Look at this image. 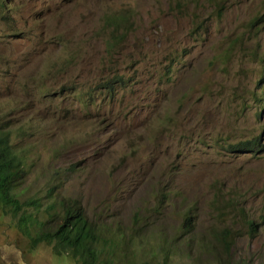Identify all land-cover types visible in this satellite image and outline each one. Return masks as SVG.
Segmentation results:
<instances>
[{
  "label": "rangeland",
  "instance_id": "1",
  "mask_svg": "<svg viewBox=\"0 0 264 264\" xmlns=\"http://www.w3.org/2000/svg\"><path fill=\"white\" fill-rule=\"evenodd\" d=\"M4 1L0 126L23 158L18 198L35 199L23 216L55 218L59 199L76 196L89 220L125 237L146 222L113 264L156 262L159 241L168 264H214L221 236L232 259L261 264L264 0ZM115 73L124 83L110 95L101 84ZM253 137L255 151L225 149ZM186 210L191 241L173 247ZM9 215L0 264H77L29 248Z\"/></svg>",
  "mask_w": 264,
  "mask_h": 264
},
{
  "label": "trees",
  "instance_id": "2",
  "mask_svg": "<svg viewBox=\"0 0 264 264\" xmlns=\"http://www.w3.org/2000/svg\"><path fill=\"white\" fill-rule=\"evenodd\" d=\"M4 0H0V7L3 6ZM0 16H3L0 14ZM113 32V31H112ZM164 72V71H163ZM162 72V73H163ZM101 86L109 89L110 94L113 89V83L123 82L124 77L120 74H113L111 78H107ZM262 94L264 95V84L262 85ZM256 93H252L255 96ZM259 142L256 137L239 139L225 149L232 151H255L258 149ZM17 145L10 140L8 129L0 126V212L2 214L9 213L11 218L18 219L23 224V234L28 239L29 248H36L40 243L48 244L53 254H65L77 264H113L117 259L118 246L128 240L131 234L140 229L145 223H141L136 228H131L130 235H124L120 228L115 224L112 228L105 222L96 223L87 218L79 199L76 196L61 197L59 199L60 211L55 218H51L48 212V219L36 220L31 216H23L24 206L34 202V198L28 199L18 198L16 188L24 176L23 158L20 151H17ZM169 189L167 190L168 194ZM152 193V192H151ZM169 199L167 195V200ZM232 200V199H231ZM15 217V218H14ZM194 214L183 211L178 223L179 235L174 233L169 241L183 239L185 244L191 241L190 231L193 226ZM32 219V220H31ZM30 221L28 227L25 222ZM49 222V223H47ZM39 225L36 229H32V224ZM52 223H55L51 225ZM246 225L249 236H253L258 231L257 223L251 218L246 219ZM224 232L229 233L228 227L223 228ZM221 246L224 249L215 257L214 264H250L247 259H232L228 253L230 240L226 236H221ZM169 244L159 241L152 246L151 254H159L157 261H153L150 257L144 255L140 264H168ZM60 263L67 264L63 259H59ZM264 264V259L261 261ZM121 264H125L123 261Z\"/></svg>",
  "mask_w": 264,
  "mask_h": 264
},
{
  "label": "clouds",
  "instance_id": "3",
  "mask_svg": "<svg viewBox=\"0 0 264 264\" xmlns=\"http://www.w3.org/2000/svg\"><path fill=\"white\" fill-rule=\"evenodd\" d=\"M6 6V4H5V1H4V4H3V6H1L0 7V11H2V9L4 8ZM1 15H3L2 13H0ZM4 16V15H3ZM3 16H1V17H3ZM169 70V68L168 67H166V70L165 71H168ZM164 71V72H165ZM165 74V73H164ZM167 79H165L164 81H166ZM122 83V82H121ZM124 83V82H123ZM102 87V86H101ZM103 88V87H102ZM105 90H106V92H110V90L109 89H106V88H104ZM113 90V89H112ZM111 95V94H110ZM249 235V234H248ZM251 237V236H250Z\"/></svg>",
  "mask_w": 264,
  "mask_h": 264
}]
</instances>
